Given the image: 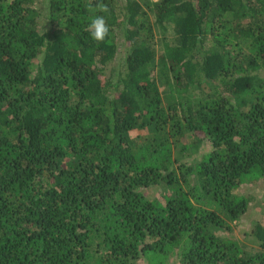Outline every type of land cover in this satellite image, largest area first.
Instances as JSON below:
<instances>
[{
    "label": "trees",
    "instance_id": "1",
    "mask_svg": "<svg viewBox=\"0 0 264 264\" xmlns=\"http://www.w3.org/2000/svg\"><path fill=\"white\" fill-rule=\"evenodd\" d=\"M263 179L264 0H0V264H264Z\"/></svg>",
    "mask_w": 264,
    "mask_h": 264
},
{
    "label": "rangeland",
    "instance_id": "2",
    "mask_svg": "<svg viewBox=\"0 0 264 264\" xmlns=\"http://www.w3.org/2000/svg\"><path fill=\"white\" fill-rule=\"evenodd\" d=\"M40 1V0H37ZM42 1V0H41ZM157 1V0H153ZM173 37V33L170 30ZM163 88V86H162ZM179 149H175V152L177 153ZM179 157L186 159L188 162L192 163V160L197 158L199 154H192L186 155V153H180L179 152ZM199 157V156H198ZM198 159V158H197ZM264 179L258 182H254L251 184H244L240 189L239 193L240 194H247L250 196L256 197L253 198L251 197V203H250V209L246 215L243 216V219L240 223L234 222L232 225L233 230L231 232H225L223 230L218 231L219 233H224L227 236L232 237L235 240H238L247 248L255 247L258 246V243L255 240V237H253L250 233V231L253 230L255 224L257 223H264V200L260 198L259 192L264 191ZM145 193L151 197H158L159 199L163 200V193L160 192L159 188H151V189H143ZM261 199V200H260ZM171 264H177L174 261H171Z\"/></svg>",
    "mask_w": 264,
    "mask_h": 264
},
{
    "label": "clouds",
    "instance_id": "3",
    "mask_svg": "<svg viewBox=\"0 0 264 264\" xmlns=\"http://www.w3.org/2000/svg\"><path fill=\"white\" fill-rule=\"evenodd\" d=\"M87 28L91 38L97 42L104 41L109 33V28L107 27L106 20L104 16L101 15H95L91 17Z\"/></svg>",
    "mask_w": 264,
    "mask_h": 264
}]
</instances>
